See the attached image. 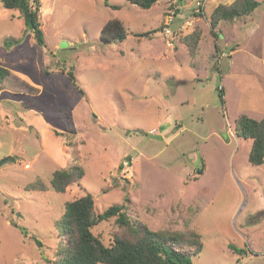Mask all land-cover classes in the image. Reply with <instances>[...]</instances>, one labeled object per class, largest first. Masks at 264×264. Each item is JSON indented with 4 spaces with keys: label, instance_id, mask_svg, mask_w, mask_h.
Instances as JSON below:
<instances>
[{
    "label": "rangeland",
    "instance_id": "374dc122",
    "mask_svg": "<svg viewBox=\"0 0 264 264\" xmlns=\"http://www.w3.org/2000/svg\"><path fill=\"white\" fill-rule=\"evenodd\" d=\"M233 1L40 0V47L0 0V264H52L67 243L56 222L86 193L94 216L124 205L152 231L197 233L191 264H264V162L250 165L251 140L234 133L237 116H264V0L211 32L214 8ZM110 20L122 42L101 41ZM72 165L83 178L52 190ZM36 181L47 189L26 190ZM91 231L105 246L120 234L114 218Z\"/></svg>",
    "mask_w": 264,
    "mask_h": 264
},
{
    "label": "trees",
    "instance_id": "16d2710c",
    "mask_svg": "<svg viewBox=\"0 0 264 264\" xmlns=\"http://www.w3.org/2000/svg\"><path fill=\"white\" fill-rule=\"evenodd\" d=\"M140 9L147 10L160 0H127ZM106 6L117 9L116 5ZM4 9L18 12L25 29L32 33L36 44L44 46V35L40 23V0H1ZM256 0H234L229 5L220 4L214 8L210 16L211 32L218 23L231 22L234 19L249 15L258 7ZM214 33V32H213ZM126 38L123 24L119 20H110L100 31V39L104 43H118ZM199 40V33L193 32L184 42L190 54H194ZM13 40H8L10 44ZM70 68L66 71L69 83L76 91L83 94ZM10 75L9 70L0 67V84ZM222 97L223 89L218 88ZM234 133L237 137L251 140L247 160L252 166L264 162V116L253 119L241 114L235 118ZM201 173V169L197 170ZM84 171L80 165L61 168L52 173L50 187L56 192H64L73 184H78ZM47 187L40 181L26 186L28 191H45ZM94 200L91 194L66 203L65 211L56 227L66 238L65 250L58 251L52 264H191L193 255L201 251L202 244L197 233L152 231L138 220L131 219L124 211V205L109 206L101 214H93ZM114 218L120 230L112 243L102 244L91 229L97 223ZM22 233L26 235L25 230ZM40 244V242L38 243ZM236 254L243 252L229 245ZM192 251V252H191Z\"/></svg>",
    "mask_w": 264,
    "mask_h": 264
},
{
    "label": "built area",
    "instance_id": "2783aa9c",
    "mask_svg": "<svg viewBox=\"0 0 264 264\" xmlns=\"http://www.w3.org/2000/svg\"><path fill=\"white\" fill-rule=\"evenodd\" d=\"M200 6H201V2H197L196 7L199 8ZM167 12H168V15L166 18L167 22L165 24L166 27L164 28V33L168 35V34H171L170 29L168 27H169L170 23L172 22V17L174 15V13L172 10H168ZM169 45H171V44H169Z\"/></svg>",
    "mask_w": 264,
    "mask_h": 264
},
{
    "label": "water",
    "instance_id": "95a60500",
    "mask_svg": "<svg viewBox=\"0 0 264 264\" xmlns=\"http://www.w3.org/2000/svg\"><path fill=\"white\" fill-rule=\"evenodd\" d=\"M62 45H64V44H62ZM143 134H145V132H142ZM153 139H155V140H162V137H160V136H155V135H153V136H151ZM9 161V159H3V160H1L0 161V166L1 165H3V164H5L6 162H8Z\"/></svg>",
    "mask_w": 264,
    "mask_h": 264
},
{
    "label": "crops",
    "instance_id": "0c3cea01",
    "mask_svg": "<svg viewBox=\"0 0 264 264\" xmlns=\"http://www.w3.org/2000/svg\"><path fill=\"white\" fill-rule=\"evenodd\" d=\"M223 89V88H222Z\"/></svg>",
    "mask_w": 264,
    "mask_h": 264
}]
</instances>
